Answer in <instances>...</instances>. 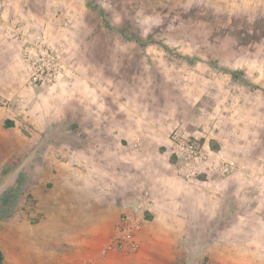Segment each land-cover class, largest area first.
Wrapping results in <instances>:
<instances>
[{"label": "rangeland", "instance_id": "374dc122", "mask_svg": "<svg viewBox=\"0 0 264 264\" xmlns=\"http://www.w3.org/2000/svg\"><path fill=\"white\" fill-rule=\"evenodd\" d=\"M4 1L0 42L11 45V63L20 47L17 81L27 73L22 47L18 33L5 30H39L65 44L61 76L40 86L37 107L50 104L68 117V126L111 145L101 160L112 161L121 186L135 196L149 186L160 198L150 220L154 236L119 264H263L264 72L254 69L264 65L263 25L255 31L246 23H200L198 17L188 24L154 16L135 0H58L44 9L9 8ZM23 104L28 110L29 102ZM19 124L28 131L26 120ZM175 130L198 134L210 162L206 172L189 180L176 173ZM135 141L140 153L132 150ZM24 150L0 158L2 264L41 260L40 248L25 247L23 231L15 249L5 232L3 203L27 189ZM227 163L235 168L225 172ZM104 249L96 260L105 258Z\"/></svg>", "mask_w": 264, "mask_h": 264}, {"label": "crops", "instance_id": "0c3cea01", "mask_svg": "<svg viewBox=\"0 0 264 264\" xmlns=\"http://www.w3.org/2000/svg\"><path fill=\"white\" fill-rule=\"evenodd\" d=\"M135 1L138 7L151 9L154 16L172 17L173 21L190 24L198 17L200 23H246L253 25L250 30L255 31L261 29L255 25L261 24L264 28V0ZM54 2L58 0H6L4 4L9 8L44 9ZM35 18L43 21L41 17ZM32 22L38 23L35 19ZM9 47L0 42V158L10 159L11 153L23 147L24 152H29V157L24 158L29 173L23 179L26 191L21 195L17 191L10 193L11 200L3 203L7 206L4 213H8L5 231L8 247L15 249L20 245L19 234L23 231L25 247L41 249L38 264H82L98 256L109 243L122 203L133 199L135 193L130 186H121L116 180L119 173L112 161L101 160L108 157L111 145L93 141L89 134L68 126L65 123L68 117L52 107L49 109L50 104H44V109L37 107L39 99H34L41 88L28 83L27 73L23 80L17 81L22 76L17 66L20 47L15 50L17 57L13 63L7 54ZM254 69L264 72V65L255 64ZM4 99H9L11 104L2 105ZM25 101L29 102L28 110L24 109ZM23 117L27 121V133L19 124L25 121ZM104 173L112 177L107 181ZM17 199H23V203ZM158 199L154 214L160 205ZM151 225L153 221L147 222L139 234V252L141 245L142 249L147 247L148 240L154 236ZM127 254L109 250L102 262L119 264Z\"/></svg>", "mask_w": 264, "mask_h": 264}, {"label": "built area", "instance_id": "2783aa9c", "mask_svg": "<svg viewBox=\"0 0 264 264\" xmlns=\"http://www.w3.org/2000/svg\"><path fill=\"white\" fill-rule=\"evenodd\" d=\"M63 23L67 25L68 21ZM5 31L10 35L18 33L17 40L21 43L22 59L26 65L29 84L48 86L59 79L65 53L63 41L50 42L39 30L29 35L21 26ZM1 104L9 106L11 102L9 99H4ZM172 141L173 153L177 158L175 171L178 175L189 180L206 172L210 162L205 144L201 142L198 134L175 130ZM132 148L134 152L140 153V142L135 141ZM232 168H235V164L227 163L224 171L228 172ZM158 202L157 194L149 186L142 187L133 199L124 201L111 239L102 255H106L109 250L119 253H136L140 248L139 234L154 215ZM102 261L103 259L90 258L82 264H104Z\"/></svg>", "mask_w": 264, "mask_h": 264}, {"label": "trees", "instance_id": "16d2710c", "mask_svg": "<svg viewBox=\"0 0 264 264\" xmlns=\"http://www.w3.org/2000/svg\"><path fill=\"white\" fill-rule=\"evenodd\" d=\"M4 261V254L3 252L0 250V264H2Z\"/></svg>", "mask_w": 264, "mask_h": 264}]
</instances>
